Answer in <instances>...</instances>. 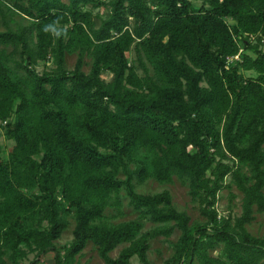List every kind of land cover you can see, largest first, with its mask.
I'll use <instances>...</instances> for the list:
<instances>
[{
  "label": "trees",
  "instance_id": "obj_1",
  "mask_svg": "<svg viewBox=\"0 0 264 264\" xmlns=\"http://www.w3.org/2000/svg\"><path fill=\"white\" fill-rule=\"evenodd\" d=\"M193 1L0 0L2 16L27 19L0 29V129L13 141L5 157L0 146V264H43L47 252L81 264L87 242L105 264H150L149 239L174 226L164 264H264V234L246 227L254 207L264 213V0ZM227 175L243 194L234 223L215 209ZM174 176L203 223L167 190L136 191ZM124 196L140 217L111 223L106 208L120 213ZM70 216L73 237L57 245ZM144 217L162 225L141 232Z\"/></svg>",
  "mask_w": 264,
  "mask_h": 264
},
{
  "label": "rangeland",
  "instance_id": "obj_2",
  "mask_svg": "<svg viewBox=\"0 0 264 264\" xmlns=\"http://www.w3.org/2000/svg\"><path fill=\"white\" fill-rule=\"evenodd\" d=\"M67 1V0H64ZM195 6L200 5V1L194 0L193 1ZM105 7H97L92 8V12L94 15V20L96 25L99 24L102 17L106 15ZM99 14L98 16L96 14ZM5 18L11 26H15L16 23L26 24L27 19L23 17L20 13H11L7 12L4 16L0 14V29H4L3 19ZM250 40L253 42L255 41L254 36H248ZM251 41V42H252ZM264 41V38H263ZM264 48L263 46H260ZM242 48L240 52H242ZM243 52L248 53L252 57L256 56L254 52L249 49L243 50ZM127 56L130 60H134L135 52L133 50L127 53ZM77 58V52L73 53H66L65 56V67L67 69H72L75 61ZM232 61L236 58L233 56L229 58ZM85 64L83 65V69L88 71L91 63V59L88 56L84 57ZM37 71L41 72L44 69H50L53 67L52 59L44 61L40 60L35 65ZM139 72L142 73L141 69ZM245 76H256L257 73L254 70H246L243 71ZM111 72L103 71L101 73V77L105 80L110 78ZM13 141L11 139H7L0 129V146L2 147V156L5 157L6 153L11 149ZM243 171L248 173V169L246 167H242ZM120 177H123L121 174ZM225 183H228L230 186H224L218 192L217 201L215 203V209L218 213L219 217H230L231 223H234L235 218L241 214L242 211V192L236 187V185L231 181L229 175L225 178ZM136 191L141 193H158L164 190H167L171 196L172 204L175 206L176 209L180 211H185L190 217V223H203L205 218L200 214L198 209L197 202L191 199V196L188 192V186L184 182L180 181L177 177H173L169 182H158L154 178H149L143 183H136L135 185ZM124 192L122 191V194ZM254 212V219L247 224V229L250 233L256 236H262L264 234V213L258 212L253 208ZM106 215L108 216V220L111 223H117L121 221H131L138 219L140 217L139 211L134 209L128 203V198L126 196L122 197V207L121 212L117 213L114 208L108 207L105 211ZM140 221L142 222L141 232H150L155 227L162 225L161 223H156L150 220L148 217L141 218ZM172 225V223H169ZM74 227V219L72 216L69 217V225L63 231L61 237L57 240V245L68 244L72 239V229ZM180 234V230L178 227H173L172 232L169 236H164L159 234L155 237H151L149 239V248L147 249V258L150 264H164L166 259L170 257L173 252V244L177 240ZM127 243L118 245L115 249L110 252V256L117 257L120 250L126 245ZM217 252H213L216 254ZM33 258V254H29L28 258L24 260L26 264ZM77 260L81 264H105L102 258L99 256L96 246L91 243L87 242L85 248L82 250L80 255H77ZM41 262L43 264H53V256L51 252H47L42 256ZM131 264H143L137 256H133L131 258Z\"/></svg>",
  "mask_w": 264,
  "mask_h": 264
},
{
  "label": "built area",
  "instance_id": "obj_3",
  "mask_svg": "<svg viewBox=\"0 0 264 264\" xmlns=\"http://www.w3.org/2000/svg\"><path fill=\"white\" fill-rule=\"evenodd\" d=\"M234 57H235V58H238V55H235Z\"/></svg>",
  "mask_w": 264,
  "mask_h": 264
}]
</instances>
